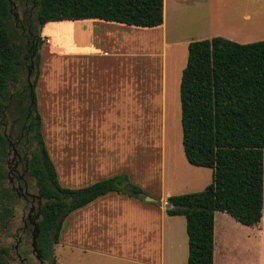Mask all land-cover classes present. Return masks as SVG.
<instances>
[{"label":"crops","instance_id":"0c3cea01","mask_svg":"<svg viewBox=\"0 0 264 264\" xmlns=\"http://www.w3.org/2000/svg\"><path fill=\"white\" fill-rule=\"evenodd\" d=\"M144 30L154 35L146 34V44L140 42ZM41 37L45 44L39 51L35 96L44 145L59 185L78 189L125 173L154 200L111 192L73 211L63 222L56 244L61 256L94 251L134 264H187L185 218L168 216L165 200L169 194L161 189L154 193L146 186L150 177L140 180L143 157L132 166L107 169L109 173H101L99 168L113 161L112 153L121 156L122 140L117 137L138 136L145 119L163 122L167 37L180 41L181 48L217 37L238 44L264 41V0H163V23L158 27L63 21L47 23ZM103 81L106 87H102ZM53 119L63 121L61 135L72 139L68 145L61 140L56 159L47 137ZM76 152L90 153L89 163L70 164ZM93 155L99 160L92 161ZM235 230L242 232L239 241L230 237ZM213 232V264H255L253 245L264 237V207L261 221L254 227L217 212ZM261 255L264 264V249Z\"/></svg>","mask_w":264,"mask_h":264},{"label":"trees","instance_id":"16d2710c","mask_svg":"<svg viewBox=\"0 0 264 264\" xmlns=\"http://www.w3.org/2000/svg\"><path fill=\"white\" fill-rule=\"evenodd\" d=\"M29 1L37 34L24 5V18L16 24L12 23V1L0 0V227L13 216V190L4 186L9 156L11 152L19 156L17 148L23 146L29 150L24 168L34 178L42 203L35 220L37 250L43 260L58 264L53 246L69 214L108 193L123 194L125 187L138 200L147 195L126 174L78 189L59 185L44 145L35 96L43 44L40 29L47 23L82 20L154 28L163 23V0ZM31 63L32 95L27 81ZM179 102L185 159L190 166L211 170V182L200 192L168 197L165 212L185 218L187 264H213L215 213L226 214L246 227L257 226L262 218L264 41L238 44L217 37L190 42ZM7 255L1 248L0 264H8Z\"/></svg>","mask_w":264,"mask_h":264},{"label":"rangeland","instance_id":"374dc122","mask_svg":"<svg viewBox=\"0 0 264 264\" xmlns=\"http://www.w3.org/2000/svg\"><path fill=\"white\" fill-rule=\"evenodd\" d=\"M11 1L13 4L12 23L16 22V24H18L24 18V5L26 15H29L30 20L32 21L31 27L33 32L37 34L39 30L36 27L35 11L30 10V1ZM112 26L117 27L115 24ZM16 27L17 29L20 28L18 25ZM145 31L147 30H144L143 35L145 36H143V39L140 41L142 44H146L145 41L147 33L154 36L150 32ZM23 37H25L24 34ZM42 41L43 44H45V41ZM15 42L17 44H25L20 40H15ZM180 43V41H173L167 37V47L164 49L165 58L163 60L165 77L163 87L165 89L166 99L163 122L156 119H145L143 131L138 136L135 137L125 135L117 137L122 140V149L126 148L125 151L122 149L120 150L122 151L121 156H118L117 153L114 152L117 158H115V154L112 153L113 161L117 160L116 162L118 164L115 165L112 160L108 159L109 162L106 164L107 166L99 168L101 173H109L106 172L107 169L115 171L116 169L123 168L125 166H132L133 162L140 163L139 161L142 160L143 157L144 169L140 180L143 182L146 177H150V180L147 179V181H145V185L152 188L154 193L161 189L164 194H169V196L200 192L211 182V170L190 166L186 162L182 149L179 85L182 70L186 65L187 47L183 46V48H181ZM109 78L111 79L112 75ZM103 82L102 87H106V81ZM61 122L63 123L62 120H51L47 131V137L50 140V144L51 142L53 143L50 146V149L52 147L51 153L55 159L59 157V153L57 152L59 150L55 151V149H59L61 146V140L63 139L67 145L68 143L70 144L72 140L70 139L69 141L68 136L63 137L61 135L62 131L60 129H63V124H61ZM51 126L53 133L57 135H50L53 134L50 132ZM162 128L163 134H160ZM17 150L19 152L18 155L20 161L12 159L14 157L12 152L10 153L8 166L9 180L4 182L5 187H9L11 190L14 189V198L11 205L13 208V216L4 228L0 227V249L3 248L7 251L8 255L4 258L8 264H40L35 259V255L32 253L31 234L33 227L27 220V215L31 206H34L35 208L33 216L36 214V208L38 205L37 188L35 186L34 178H32L28 174V171L24 168V163L29 158V150L23 146H19ZM72 155L74 156L69 159L70 164L73 162L89 163L91 154L87 152H76L72 153ZM91 160L98 161L99 158L93 155ZM15 164L17 166L14 168ZM18 176L23 177L26 188L24 187L22 181H17ZM10 179L13 184L9 183ZM129 181L131 182V180ZM20 187L21 190L18 191V188ZM25 193L34 197L35 201H32L33 204L30 203L31 198L27 202L22 198V196H20V194ZM146 195L151 198V195L147 193ZM145 198L146 197H144L142 201H144ZM157 202L161 204L159 200H157ZM241 235V231L235 230L231 231L230 237L233 241H239L242 237ZM56 246L57 245L53 246V256L57 263L60 264L59 257L61 256V253ZM253 246L254 252L252 257L254 262L255 264H261V250L264 249V237L257 238ZM95 253L96 252L94 251H78L77 253L74 252L67 255L64 254V256H61L60 259L61 264H134L130 261L116 259V257L113 258ZM43 264L50 263L49 261L44 260Z\"/></svg>","mask_w":264,"mask_h":264},{"label":"water","instance_id":"95a60500","mask_svg":"<svg viewBox=\"0 0 264 264\" xmlns=\"http://www.w3.org/2000/svg\"><path fill=\"white\" fill-rule=\"evenodd\" d=\"M28 75H27V81H28V84H29V87H30V94L32 95L33 93V89H32V83H31V71L29 69H32L33 68V64L31 63L29 66H28ZM122 193L123 194H126V195H133V192L128 189V188H123L122 189ZM30 197H32L34 199V197L31 195ZM145 201H149V202H153L154 200L150 197H146L145 198ZM42 203H41V200L38 199V205H37V215L35 216V219L34 220H37L39 218V210H40V207H41ZM33 208L29 211L27 217L29 218V216L31 215V212H32ZM32 226H33V233H32V238H31V248H32V253L35 255V259L40 263V264H43V258L40 254V252L37 250V243H36V239H37V236L39 234V231H38V227H37V224L35 221L32 222Z\"/></svg>","mask_w":264,"mask_h":264},{"label":"flooded vegetation","instance_id":"af4514ba","mask_svg":"<svg viewBox=\"0 0 264 264\" xmlns=\"http://www.w3.org/2000/svg\"><path fill=\"white\" fill-rule=\"evenodd\" d=\"M13 157L14 158H12V159H14V160H17V161H20V159H19V156H17L16 154H15V152H14V154H13ZM14 160H12V161H14ZM17 165L15 164L14 165V168L16 167ZM8 180H9V176H8ZM17 181H22L23 182V184H24V187L26 188V184H25V182H24V180H23V177L22 176H18L17 177ZM9 183H11V184H13L12 183V181H11V179H10V181H9ZM13 191H14V189H12ZM21 190V187L20 188H18V191H20ZM19 195V194H18ZM20 196H22V198L25 200V201H29V199L31 200L30 201V203L31 204H33V198L32 197H30V195H28L27 193H25V194H20ZM35 201V200H34ZM33 208V210H32V212H31V215L29 216V218L27 217V220H28V222L32 225V222L34 221V219H35V216H36V214H37V208H36V214L33 216V212L35 211V208H34V206H31V208L29 209V211L31 210ZM29 213V212H28ZM33 227V226H32ZM32 233H33V228H32Z\"/></svg>","mask_w":264,"mask_h":264}]
</instances>
